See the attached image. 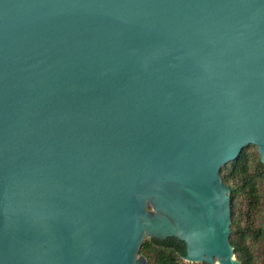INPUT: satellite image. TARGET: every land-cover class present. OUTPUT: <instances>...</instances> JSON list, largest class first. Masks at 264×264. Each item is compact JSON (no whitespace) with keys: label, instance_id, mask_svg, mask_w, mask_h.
I'll return each instance as SVG.
<instances>
[{"label":"water","instance_id":"obj_1","mask_svg":"<svg viewBox=\"0 0 264 264\" xmlns=\"http://www.w3.org/2000/svg\"><path fill=\"white\" fill-rule=\"evenodd\" d=\"M264 164V0H0V264H240L220 168Z\"/></svg>","mask_w":264,"mask_h":264},{"label":"trees","instance_id":"obj_2","mask_svg":"<svg viewBox=\"0 0 264 264\" xmlns=\"http://www.w3.org/2000/svg\"><path fill=\"white\" fill-rule=\"evenodd\" d=\"M230 188V243L240 264H257L258 243L264 241V164L255 145L244 147L239 155L220 168ZM147 264H207L185 262L184 243L174 237L146 238L139 248ZM264 263V261H263Z\"/></svg>","mask_w":264,"mask_h":264},{"label":"rangeland","instance_id":"obj_3","mask_svg":"<svg viewBox=\"0 0 264 264\" xmlns=\"http://www.w3.org/2000/svg\"><path fill=\"white\" fill-rule=\"evenodd\" d=\"M146 239V238H145ZM256 254H259L261 255L260 258H259V261L257 264H264L263 261H264V241L261 242V243H258L257 244V247H256ZM185 261V260H184ZM187 262V261H185ZM189 263V262H187ZM201 263V262H200Z\"/></svg>","mask_w":264,"mask_h":264}]
</instances>
